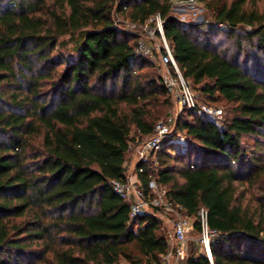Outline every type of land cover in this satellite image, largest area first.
<instances>
[{
    "label": "trees",
    "instance_id": "1",
    "mask_svg": "<svg viewBox=\"0 0 264 264\" xmlns=\"http://www.w3.org/2000/svg\"><path fill=\"white\" fill-rule=\"evenodd\" d=\"M171 1L0 0V264H158L168 251L161 220L130 217L112 186L130 143L168 105L162 78L144 71L149 56L134 51L139 35L114 14L156 13L199 99L230 107L220 120L183 110L175 128L186 145L166 144L156 170L139 162L141 187L154 176L170 202L191 216L204 207L221 233L212 263L194 252L186 264H264V13L256 0H199L213 22L182 24ZM66 35L79 38L69 58L54 53ZM243 39L254 64L239 60Z\"/></svg>",
    "mask_w": 264,
    "mask_h": 264
},
{
    "label": "built area",
    "instance_id": "2",
    "mask_svg": "<svg viewBox=\"0 0 264 264\" xmlns=\"http://www.w3.org/2000/svg\"><path fill=\"white\" fill-rule=\"evenodd\" d=\"M192 2L193 0H184ZM125 23V27L139 35L135 53L147 55L153 61H157L165 68L163 83L175 104V117L183 110L197 111L215 119H222L223 112L216 105L201 101L196 92L190 86L173 57V46L164 34V19L159 13L149 16L143 22L124 21L116 18L115 24ZM152 45L149 46L148 42ZM174 119V118H173ZM172 118L157 122L153 133L141 141L134 151L135 161L129 172L124 163V180L112 182L113 190L129 204V216L139 214H152L156 218L168 215L172 221V237H168L170 244L168 251L161 256L158 264H186L188 258V237L197 230L200 253L204 254L212 263L211 247L218 242L221 233L208 224L207 211L200 207L196 214L188 215L179 205L170 202L166 198V187L158 183L154 176H150L145 188L141 187L137 176V164L152 158L153 170L157 167L155 154L164 145V141L173 135L174 126ZM163 214V215H162ZM164 218V219H165ZM161 220V219H160Z\"/></svg>",
    "mask_w": 264,
    "mask_h": 264
},
{
    "label": "rangeland",
    "instance_id": "3",
    "mask_svg": "<svg viewBox=\"0 0 264 264\" xmlns=\"http://www.w3.org/2000/svg\"><path fill=\"white\" fill-rule=\"evenodd\" d=\"M115 3L121 1V0H114ZM171 12L174 16H176L178 18V20H180L182 22V24H186V23H194V24H200V23H206V22H213V18L211 17L210 13L208 12V10L205 9V5L203 2L199 1V0H193L192 2H186L184 0H172L171 1ZM256 5L259 11L264 13V0H256ZM114 18H119L121 19L117 14H114ZM125 22L127 20H124ZM121 26L124 29H127L125 27V23H120ZM219 28H225L224 24H218ZM250 27L245 26L243 28V30H249ZM243 33V31H242ZM239 35L241 36V34L239 33ZM217 36V35H216ZM215 36V37H216ZM78 36H73V37H69V36H63L61 38V41L64 43V45H59L54 53H58L60 55L66 56V57H73L75 56V51L73 50L74 45L76 44V42H78ZM215 42L217 43H222L223 46H225L228 51L230 52V56H232L233 54H240L238 53V49L235 46V41L234 38H228L227 35H221L219 34L216 38H215ZM148 45L151 46L152 42L149 41ZM241 46H242V56H239V60L240 62H243V59H246L247 61H250V64H254L256 62V59L259 58L257 51L253 48V46L249 43V41H247L246 39L241 40ZM150 58V57H149ZM150 66H147L144 71H146L147 73H152L155 74L157 76H160L163 80L162 75L164 74L165 68L162 67L157 61H153L150 58ZM191 84V83H190ZM196 92V91H195ZM197 94V93H196ZM165 97L168 99V105H162V106H158L159 110H160V117L158 118V121H162V120H166L167 118L171 117L172 118V125L174 126L173 129V135L170 136L169 138H167L164 141V145L166 144H171L173 143L174 146H176L177 148L179 146H184L186 145L187 142V137L185 135V131L182 130H177L175 128V121L177 119V117H175V104L172 101V98L168 92V94L165 95ZM161 99V98H160ZM161 101V100H160ZM216 105L218 108H220L223 112V117L225 115H228L229 113V107L230 105L226 104L223 100H219L217 101V103L213 104ZM174 118V119H173ZM135 131L133 130L132 133H134ZM146 138H144L143 140H145ZM142 140V141H143ZM141 143V142H140ZM139 145L135 144L134 142L130 143L129 146V150L128 153L126 155V166L129 170V172L132 169V165L135 162L133 160L134 158V151L136 149V147ZM169 156H173L175 154L174 150H168ZM155 158V156H154ZM148 159H152V158H148ZM163 215V214H162ZM168 215H163L160 217L161 219V226H162V231L165 233V235L172 237V221L171 219L169 220ZM165 218V219H164ZM194 252H199L200 253V246H199V242H198V232L197 230L192 231L189 234L188 237V256L191 253ZM117 264H129L126 260L121 259L119 260V262Z\"/></svg>",
    "mask_w": 264,
    "mask_h": 264
}]
</instances>
